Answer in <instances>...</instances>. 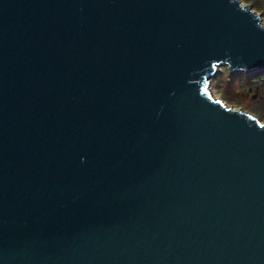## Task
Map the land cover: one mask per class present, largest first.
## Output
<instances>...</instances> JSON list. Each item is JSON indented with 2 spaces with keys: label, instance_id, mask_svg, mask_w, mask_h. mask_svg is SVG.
Returning <instances> with one entry per match:
<instances>
[{
  "label": "water",
  "instance_id": "95a60500",
  "mask_svg": "<svg viewBox=\"0 0 264 264\" xmlns=\"http://www.w3.org/2000/svg\"><path fill=\"white\" fill-rule=\"evenodd\" d=\"M222 65L264 69L241 0H0V264H264V122Z\"/></svg>",
  "mask_w": 264,
  "mask_h": 264
},
{
  "label": "rangeland",
  "instance_id": "374dc122",
  "mask_svg": "<svg viewBox=\"0 0 264 264\" xmlns=\"http://www.w3.org/2000/svg\"><path fill=\"white\" fill-rule=\"evenodd\" d=\"M241 1L251 6L262 17L264 25V0ZM247 73L249 72L239 71L233 74L237 77L230 78L228 67L219 66L218 71L211 78L210 90L215 98L222 100L226 105L240 108L264 122V85L259 87L257 83L244 80L243 74ZM258 90H260L259 93H257Z\"/></svg>",
  "mask_w": 264,
  "mask_h": 264
},
{
  "label": "trees",
  "instance_id": "16d2710c",
  "mask_svg": "<svg viewBox=\"0 0 264 264\" xmlns=\"http://www.w3.org/2000/svg\"><path fill=\"white\" fill-rule=\"evenodd\" d=\"M244 80H249L252 83H257L260 86L264 85V69L263 70H256L253 72H249L247 74H243ZM230 78H235L237 76L230 74ZM260 90L257 91L259 93Z\"/></svg>",
  "mask_w": 264,
  "mask_h": 264
}]
</instances>
